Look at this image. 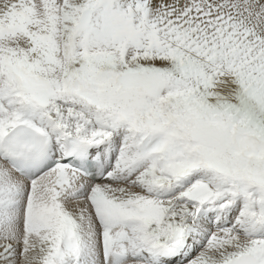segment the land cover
<instances>
[{
	"label": "snow or ice",
	"instance_id": "6c2138e0",
	"mask_svg": "<svg viewBox=\"0 0 264 264\" xmlns=\"http://www.w3.org/2000/svg\"><path fill=\"white\" fill-rule=\"evenodd\" d=\"M0 264H264V0H0Z\"/></svg>",
	"mask_w": 264,
	"mask_h": 264
}]
</instances>
